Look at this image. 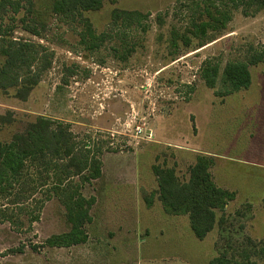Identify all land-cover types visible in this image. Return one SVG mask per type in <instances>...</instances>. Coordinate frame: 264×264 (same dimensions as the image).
<instances>
[{
  "label": "rangeland",
  "instance_id": "1",
  "mask_svg": "<svg viewBox=\"0 0 264 264\" xmlns=\"http://www.w3.org/2000/svg\"><path fill=\"white\" fill-rule=\"evenodd\" d=\"M22 4L18 13L0 12V47L11 39L31 42L39 45L35 65L43 53L52 63L26 99L0 90V141L36 115L60 119L102 160L103 174L82 187L96 199L82 244L46 245L70 224L57 197L41 205L45 187L32 189L19 208L1 202L0 264H208L220 251L240 257L244 249L252 263L264 264V62L250 66L249 88L227 95L220 79L211 88L201 77L207 59L222 73L227 62L264 51V11H234L225 28L208 27L200 41L188 27L202 19L204 0H106L84 12L103 36L90 50L82 24L54 15L51 0H34L31 14ZM114 9L147 16L113 23ZM199 154L216 157L214 180L237 193L224 223L202 240L188 216L167 213L157 194L152 206L145 201L158 189L153 164L175 166L187 180Z\"/></svg>",
  "mask_w": 264,
  "mask_h": 264
},
{
  "label": "trees",
  "instance_id": "2",
  "mask_svg": "<svg viewBox=\"0 0 264 264\" xmlns=\"http://www.w3.org/2000/svg\"><path fill=\"white\" fill-rule=\"evenodd\" d=\"M106 0H51L50 10L65 20L80 22L84 27L81 40L90 50L100 47L99 37L84 12L103 7ZM202 19L192 23L188 31L202 41L207 37V28H225L234 11L245 16H255L264 11V0H204ZM29 6L31 14L34 0H0V12L11 10L18 13L23 3ZM209 2V4H208ZM113 23L119 19L124 23L142 20L147 15L140 11L114 9ZM35 21V20H34ZM27 24L26 21H23ZM36 23V22H35ZM31 33L40 34L36 26H25ZM186 42L187 33L179 35ZM178 35H173L172 44H178ZM39 45L27 41L5 40L0 47V90L14 92L15 97L26 99L32 89L41 81L42 73L51 66L52 58L42 54V62L35 65ZM264 62V51L250 53L245 61H230L222 69L220 64L207 59L201 66V77L206 85L214 88L219 79L224 84L222 95L247 89L252 84L251 65ZM222 74V78H220ZM214 159L199 154L189 167V177L181 180L175 166L153 164L152 171L157 179L156 192L145 195L148 206L153 205L157 194L165 211L172 215H186L194 235L202 240L217 224L226 220L223 213L227 204L236 199V193L219 186L212 175ZM102 160L93 153L89 144L77 141L70 124L60 119L36 115L21 129L14 132L9 140L0 141V203L5 201L13 207L24 204L30 191L46 188L41 202L57 197L64 206L68 231L51 235L45 243L50 247H70L85 243L88 239L85 226L92 221L91 208L96 202L94 196L82 193L85 183L102 175ZM32 181V182H31ZM49 185V186H48ZM36 186V187H33ZM48 186V187H47ZM32 193V192H31ZM2 212V209H0ZM218 212H222L219 216ZM32 221L39 215L31 216ZM248 243L257 246L251 238ZM264 244V240L260 242ZM251 254L244 249L240 257L228 251H220L208 264H254Z\"/></svg>",
  "mask_w": 264,
  "mask_h": 264
},
{
  "label": "crops",
  "instance_id": "3",
  "mask_svg": "<svg viewBox=\"0 0 264 264\" xmlns=\"http://www.w3.org/2000/svg\"><path fill=\"white\" fill-rule=\"evenodd\" d=\"M208 155V154H207ZM211 156V155H210ZM213 157V159L214 158H216L215 156H212ZM102 174H103V166H102ZM102 176V175H101ZM101 178V177H100ZM100 178H98V179H96V180H99ZM216 182V181H215ZM224 188H226V189H229V190H231L230 188H227V187H224ZM231 191H234V190H231ZM235 193H236V191H234ZM236 197H237V193H236ZM150 207V206H149Z\"/></svg>",
  "mask_w": 264,
  "mask_h": 264
}]
</instances>
